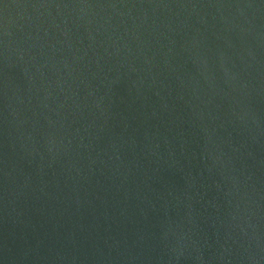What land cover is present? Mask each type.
<instances>
[{"label": "water", "instance_id": "1", "mask_svg": "<svg viewBox=\"0 0 264 264\" xmlns=\"http://www.w3.org/2000/svg\"><path fill=\"white\" fill-rule=\"evenodd\" d=\"M0 264H264V0H0Z\"/></svg>", "mask_w": 264, "mask_h": 264}]
</instances>
